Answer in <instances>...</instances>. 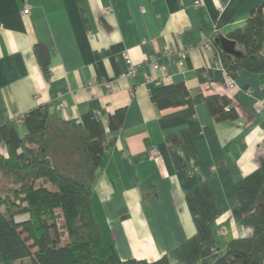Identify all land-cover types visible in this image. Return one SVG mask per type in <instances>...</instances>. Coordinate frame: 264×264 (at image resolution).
I'll return each mask as SVG.
<instances>
[{
  "label": "crops",
  "instance_id": "obj_1",
  "mask_svg": "<svg viewBox=\"0 0 264 264\" xmlns=\"http://www.w3.org/2000/svg\"><path fill=\"white\" fill-rule=\"evenodd\" d=\"M27 1L29 14L25 0H0V124L24 137L15 120L40 106L52 120L80 123L93 112L104 123L114 143L96 172L94 210L119 257L214 264L231 240L252 236L242 221L264 186V74L241 69L231 78L220 51L242 55L228 36L264 0ZM210 37L221 40L213 51L202 46ZM37 46L47 50V73ZM167 47L188 49L184 67ZM126 56L138 66L155 57L167 71L147 67L149 83L122 79ZM174 84L192 104L161 110L152 94ZM210 94L229 96L237 117L216 121ZM120 108L126 117L112 132L109 116Z\"/></svg>",
  "mask_w": 264,
  "mask_h": 264
},
{
  "label": "trees",
  "instance_id": "obj_2",
  "mask_svg": "<svg viewBox=\"0 0 264 264\" xmlns=\"http://www.w3.org/2000/svg\"><path fill=\"white\" fill-rule=\"evenodd\" d=\"M228 38L244 52L233 56L220 51L226 73L233 79L241 69L264 74V5L253 9L246 26ZM220 41L216 38L214 44ZM36 55L47 73L46 48L37 46ZM152 100L161 110L192 104L184 84L159 87ZM231 103L227 95L207 96L216 121L237 117ZM25 117L24 137L14 125L0 124V264H171L166 256L154 262L122 260L103 238L94 210V182L114 143L104 123L93 112L80 123L52 120L45 106ZM125 117L126 108L111 114L110 131L120 129ZM242 223L252 236L231 240L214 264H264V186Z\"/></svg>",
  "mask_w": 264,
  "mask_h": 264
},
{
  "label": "built area",
  "instance_id": "obj_3",
  "mask_svg": "<svg viewBox=\"0 0 264 264\" xmlns=\"http://www.w3.org/2000/svg\"><path fill=\"white\" fill-rule=\"evenodd\" d=\"M25 4L26 5L24 7L23 13L24 14H29L30 13V6L28 5V1L27 0H25ZM196 4L198 5L199 2H197ZM223 10L224 9L221 8L220 12H222ZM0 29H1V27H0ZM214 32H217V29ZM213 36H215V35H213ZM214 39H216V38L210 37L207 40H205L204 43L202 44L203 48L207 49L208 51H213ZM188 52H189L188 49L173 50L170 47H167L165 49V54L166 55L176 54L177 57H179L178 63H179L180 67H184L185 62H186V60L188 58ZM147 67H150V68H152L154 70H162L163 72L167 71V66L158 63L157 58H155V57L148 58L143 63L142 66H138V65L133 64L131 59L126 56V70L122 73L121 78L122 79L137 78L138 76L142 75V77L145 80V82L149 83V82H151V77L146 72V68ZM224 71H225V69H224ZM105 86H106L107 89L111 88V85L108 82L105 83ZM236 86L237 85H236L235 81L233 79H230L229 80V88L230 89H234V88H236ZM60 106L63 107L64 105L61 104ZM225 109H226V111H229L230 107L228 106ZM25 120H26L25 114H22L20 117H18L15 120V125L17 127H23L24 124H25ZM149 155H150V160H156L158 158V156H159L158 149L156 147L152 148L150 150V152H149Z\"/></svg>",
  "mask_w": 264,
  "mask_h": 264
},
{
  "label": "water",
  "instance_id": "obj_4",
  "mask_svg": "<svg viewBox=\"0 0 264 264\" xmlns=\"http://www.w3.org/2000/svg\"><path fill=\"white\" fill-rule=\"evenodd\" d=\"M222 43L225 47H230V45L234 44V42L230 40H222Z\"/></svg>",
  "mask_w": 264,
  "mask_h": 264
}]
</instances>
